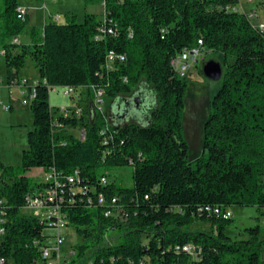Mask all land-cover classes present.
<instances>
[{
  "label": "trees",
  "instance_id": "1",
  "mask_svg": "<svg viewBox=\"0 0 264 264\" xmlns=\"http://www.w3.org/2000/svg\"><path fill=\"white\" fill-rule=\"evenodd\" d=\"M104 1L102 18L86 13L78 22L71 15L64 23L33 27L30 44H3L10 85L21 84L20 69L28 55L42 78L28 90L35 92L34 123L22 166L5 165L0 151L6 219L1 254L7 264L42 261L36 242L49 236L48 226L24 209L32 189L49 185L25 175L33 168L43 179L45 172L56 171L61 211L81 236L100 242L104 235L120 231L118 243L95 249L92 264H264L259 225L245 228L247 238L232 239L227 234L232 218L204 210L226 211L238 205L264 212V31L245 14L227 10L238 0ZM20 6L19 0H3L5 39L18 38L30 22ZM104 26L117 33L107 31L96 39ZM199 39L225 58L223 84L204 124L203 148L208 153L190 160L183 134L188 81L172 67L171 58ZM110 51L125 54L126 60L107 67ZM144 81L158 99L150 106L148 124L114 123L105 109L95 106L94 89L112 98L121 96L116 116L125 120L132 105L142 110L148 104ZM53 86L87 87L85 113L59 117L64 126L84 128V140L55 125L49 100ZM122 103L125 114L120 112ZM103 164L133 165L134 186L103 184L101 178L107 175L98 173ZM75 170L79 180L72 184L67 178ZM115 197L119 201L112 204ZM114 207L126 215L124 222L106 216ZM198 220L209 223L210 229H192ZM188 243L200 248L197 259L176 250ZM77 248L76 258H81L88 245ZM76 258L70 264H76Z\"/></svg>",
  "mask_w": 264,
  "mask_h": 264
},
{
  "label": "rangeland",
  "instance_id": "2",
  "mask_svg": "<svg viewBox=\"0 0 264 264\" xmlns=\"http://www.w3.org/2000/svg\"><path fill=\"white\" fill-rule=\"evenodd\" d=\"M244 1V0H242ZM23 6L29 9L31 20L25 30L18 35L19 44H30V32L33 27L41 28L44 19L47 22L55 21L64 23L67 17L76 15L77 21L82 22L87 9L100 4L101 0H19ZM41 6L42 8H39ZM253 5L246 4L245 9H251ZM3 9V0H0V12ZM262 9V8H261ZM260 18L254 19V23L260 20L264 22V9L260 10ZM60 16L58 20L56 18ZM99 17V16H98ZM2 17L0 15V151L2 161L5 165L19 168L23 163V150L28 146L27 134L33 129V115L31 112V99L29 97V87H34L37 81L42 80L35 67L34 61L30 55L27 56L24 66L20 69V77L28 79L26 85H10L7 80V68L5 55L3 53V44L14 42V38L5 39L2 37ZM224 54L222 52L209 51L204 60H201L196 67H193L186 75L182 76L188 81V87L185 94V109L183 115V134L189 145V159L195 160L199 156L207 155L203 148L204 124L211 112V100L222 87L223 77L219 80H213L206 77L203 73L204 65L211 60L223 64ZM148 97V104L142 110H138L133 105L127 112L126 119H119L116 115L119 112L118 105L123 102L122 97L112 98L105 95L104 111L107 112L114 123H124L135 121L140 124H148L147 116L150 114V108L158 104L156 91L148 85L146 81L141 83ZM59 92L50 91V104L52 107L70 106L75 104L76 98H70L63 94V88L59 87ZM82 94V101L86 102L87 94L85 90ZM123 104V103H122ZM86 105V104H85ZM149 105V106H148ZM7 106L8 108H4ZM151 106V107H150ZM124 104L121 114H125ZM57 116L58 112H53ZM78 135L77 131H74ZM98 173L107 175V181L116 182L123 187L134 186V166L124 165L116 166L113 164H103L99 166ZM33 180L41 182L43 175L38 168H33L25 173ZM232 222L227 228V234L232 239H245L246 227L259 225L263 229L261 239H264V212L256 207L250 206H232ZM28 212V211H26ZM210 224L203 221H196L192 229H210ZM46 232L55 235L60 232L65 240L60 247L61 258L68 264L76 258V251L79 244L88 245V250L81 258H76V264H92L95 249L104 244L118 243L120 240V231H113L104 235L102 241L97 242L96 238H85L77 232V227L73 224L57 231L55 228H49ZM54 240H50L52 244ZM264 250V244H263ZM73 254H69L70 251ZM36 264H44L42 261Z\"/></svg>",
  "mask_w": 264,
  "mask_h": 264
},
{
  "label": "built area",
  "instance_id": "3",
  "mask_svg": "<svg viewBox=\"0 0 264 264\" xmlns=\"http://www.w3.org/2000/svg\"><path fill=\"white\" fill-rule=\"evenodd\" d=\"M253 5L251 9H245V5ZM227 10L243 13L247 16V18L251 21L254 27L259 30L264 31V22L259 21L258 23H254V19L260 18V10L264 9V0H238V3L233 5H228ZM262 8V9H261ZM19 11L21 14H27L28 8L25 6H20ZM105 15V12H104ZM60 16L56 18L58 20ZM106 20V16H104V21ZM110 32L116 34L117 31H114L112 28L109 30L104 26L101 28V34L97 35L95 38H102V33ZM130 36H132V32H130ZM15 42H18V38L14 39ZM205 46L202 39H199L196 46L192 48H185L179 53L175 54L171 58V65L175 69V71L180 75L184 76L187 72H189L193 67H196L201 60H204L206 54L209 52ZM126 60L125 54H120L115 51H110L107 54L106 64L107 67L113 68L117 63L124 62ZM2 80L0 79V84ZM28 83L27 79H22L20 85H26ZM59 87L63 88V94L67 97L76 98V102L70 106H62V107H52V112H58L57 116L53 113L54 123L56 126L66 129L68 132L73 134L74 131H77L78 138L84 140L86 138V131L84 128H73L72 126H64L63 123L59 121L60 116L71 117L75 116L76 118L81 117L85 113V102L82 101L83 90L87 91V87H74V86H53L49 87L50 91L59 92ZM35 90V89H34ZM29 92V91H28ZM105 91L103 89H94V103L98 110H104L105 103ZM35 96V92L32 94L29 93L30 99ZM4 108H8L4 106ZM68 181L70 183H75L79 180V170H75L73 174L68 176ZM43 183H49L47 186L36 187L31 190V192L27 196V201L25 205V210L28 211L29 214L38 218L42 223H45L49 228H55L57 231L68 226V220L66 214L61 211L60 201H63V198L59 196L57 192V185L59 184L58 175L56 171L52 170L50 172L44 173ZM101 182L103 184H107V177H102ZM2 184V176L0 172V186ZM59 187V186H58ZM99 202H104L103 194L98 196ZM92 201V200H90ZM119 201L117 197L113 198L112 204H115ZM4 203V199L0 197V264H7L6 257L1 254V248L3 246L2 240L3 236L6 232L4 223L6 219L4 217V209L2 204ZM231 208H228L226 211H222L220 207H205L204 210L209 212L210 214H214L216 216H222L223 218H232ZM106 216H111L115 219H118L124 222L127 218L126 215L119 208H110L106 212ZM54 240L51 244L50 240ZM64 236L58 232L55 235H50L47 237L45 241H37L36 245H39L42 251L41 259L44 264H68L65 259L61 258L60 247L64 243ZM177 251H184L189 253L195 259L198 258L201 253L200 248L196 247L193 243H188L183 247L176 246ZM74 251H70L69 254H73ZM141 264H148L145 260H141Z\"/></svg>",
  "mask_w": 264,
  "mask_h": 264
},
{
  "label": "water",
  "instance_id": "4",
  "mask_svg": "<svg viewBox=\"0 0 264 264\" xmlns=\"http://www.w3.org/2000/svg\"><path fill=\"white\" fill-rule=\"evenodd\" d=\"M203 73L210 79L219 80L223 75V66L215 60L208 61L203 67Z\"/></svg>",
  "mask_w": 264,
  "mask_h": 264
},
{
  "label": "crops",
  "instance_id": "5",
  "mask_svg": "<svg viewBox=\"0 0 264 264\" xmlns=\"http://www.w3.org/2000/svg\"><path fill=\"white\" fill-rule=\"evenodd\" d=\"M38 1H40V0H38ZM20 4L23 6L22 3H20ZM38 7H39V8H42L41 6H38ZM104 12H105V1H104V0H101V2H100L99 5H97V6H93L91 9H87V12H85V14H86V13H93V14L98 15L99 18H102ZM28 14H29V17H30V20H31V14H30V12H29V9H28ZM85 14H84V16H85ZM84 16H83V19H84ZM45 23H47L46 19H44V23H43L40 27H43ZM31 31H32V29H31ZM30 34H31V32H30ZM18 41H19V40H18ZM17 43H18V42H17ZM23 79H25V78H23ZM27 80H28V79H27ZM28 82H29V80H28ZM37 82H38V81H37ZM37 82H36V83H37Z\"/></svg>",
  "mask_w": 264,
  "mask_h": 264
}]
</instances>
